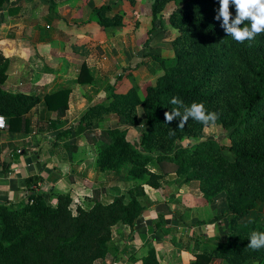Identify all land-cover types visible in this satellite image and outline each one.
<instances>
[{
    "label": "trees",
    "instance_id": "16d2710c",
    "mask_svg": "<svg viewBox=\"0 0 264 264\" xmlns=\"http://www.w3.org/2000/svg\"><path fill=\"white\" fill-rule=\"evenodd\" d=\"M5 1L0 0V6ZM169 2L174 7L168 21L177 35L170 43L173 55L159 58L161 73L142 87L132 68H125L106 100L91 106L81 119L83 134L90 142H98L97 169L126 168L135 184L112 201L96 200L88 209L73 210L66 192L58 194L55 204L37 190H31L26 202H0V264H97L111 249L114 226L128 225L133 234L143 210L139 201L143 184L158 187L160 178L170 172L182 182L197 180L205 203L222 198L226 206L221 213L228 214L225 236L214 237L217 245L203 248L189 264H212L215 258L230 264H264V248L248 247L252 232H264V215L257 213L242 221L257 203L264 204V34L244 43L228 36L221 21L214 19L219 0H152V23L162 17L160 12ZM115 4L95 9L101 27L122 24L119 12L106 16ZM230 12L234 18V6ZM7 65L0 54V114L10 131L27 132L26 113L41 96L6 89ZM88 70L82 63L79 82L84 81L81 72ZM123 78L126 83L130 80L124 91H117ZM65 95V90H58L45 95V100L50 108L51 99ZM173 97L185 107L203 103L207 111L217 113L214 124L228 132L230 144L204 138V127L212 123L189 119L182 128L177 127L179 118L166 123L164 113L178 107L171 103ZM138 106L144 114V129L136 144L126 134L138 122ZM65 107L66 103L54 109ZM108 114L127 127L92 126ZM183 139L189 142L180 144ZM226 148L232 157L223 153ZM149 164L157 172H151ZM142 264H157L152 247Z\"/></svg>",
    "mask_w": 264,
    "mask_h": 264
},
{
    "label": "crops",
    "instance_id": "0c3cea01",
    "mask_svg": "<svg viewBox=\"0 0 264 264\" xmlns=\"http://www.w3.org/2000/svg\"><path fill=\"white\" fill-rule=\"evenodd\" d=\"M101 5L95 0H6L0 6V54L8 62L4 87L41 96L26 113L27 132L7 127L0 133V202H26L31 190H37L55 204L58 194L66 192L73 210L88 209L96 200L112 201L135 184L126 168L99 171L98 142H90L82 131L84 113L106 100L126 66L113 42L122 39L126 45L125 33L117 37L123 21L120 28L101 27L95 11ZM111 10L106 16H112ZM82 63L89 70L81 72L84 81L79 82ZM126 84L121 81L117 91H124ZM58 90H65L66 95L51 99L53 107L49 108L45 95ZM64 103V110L55 111ZM139 107L138 122L126 134L136 144L144 129ZM92 126L127 127L113 114ZM148 168L157 172L151 164ZM180 179L170 172L160 178L158 187L143 184L144 194L139 197L143 210L133 234L128 225L114 226L111 249L97 264H142L149 246L157 264H189L203 248L215 246L214 237L222 236L228 224L221 213L225 209L222 199L205 203L197 180Z\"/></svg>",
    "mask_w": 264,
    "mask_h": 264
},
{
    "label": "rangeland",
    "instance_id": "374dc122",
    "mask_svg": "<svg viewBox=\"0 0 264 264\" xmlns=\"http://www.w3.org/2000/svg\"><path fill=\"white\" fill-rule=\"evenodd\" d=\"M99 5L111 4L115 8H112L114 13L118 18H122L124 28H120L119 25L115 27L120 28L121 34L117 37H122L126 35V45L122 39H113L114 45L117 49L121 50L123 59L121 62L126 65L124 68H132V74L135 76L137 83L142 87L148 83H153L157 74L161 73L162 68L160 65H163L160 62L159 58H166L173 55V50L171 48V41L177 35L176 29L173 28L168 21V15L174 7L172 2L167 3L164 8L161 10L160 14L162 17L155 18L154 22H151V2L152 0H135L130 2L129 0H95ZM112 11V10H111ZM118 20V19H117ZM114 27V28H115ZM120 43V44H116ZM130 47H129V46ZM124 46V47H123ZM126 47H128L126 49ZM118 61V60H117ZM116 62V61H115ZM122 67V66H121ZM118 69V67H115ZM124 80V78H123ZM130 79H127V84ZM135 81V80H134ZM126 84V85H127ZM139 107V106H138ZM140 108V107H139ZM139 113H142L141 108ZM204 138H211L217 140L220 144L228 145L230 144V139L228 132L222 129L217 124H210L204 127L203 130ZM180 144H186L184 139ZM223 153L229 157L233 156V153L227 148L224 149ZM149 166V165H148ZM192 181V180H191ZM196 184L195 182L192 185ZM193 187V186H191ZM195 188V187H193ZM199 188V185H198ZM200 190V189H199ZM199 193V191L197 190ZM201 192V191H200ZM222 196V195H220ZM222 199V198H221ZM218 200L219 210L221 209L220 200ZM223 205L225 202L223 201ZM222 205V206H223ZM222 210V209H221ZM257 213L264 215V204L257 203L255 209L249 212L242 221H248L254 217ZM226 215L228 223V214ZM228 225V224H227ZM225 230L223 237L225 236ZM220 234V233H218ZM217 245V241L216 244ZM215 264H230L225 259L220 258V260H215ZM253 264H257L254 262Z\"/></svg>",
    "mask_w": 264,
    "mask_h": 264
},
{
    "label": "clouds",
    "instance_id": "9594fccd",
    "mask_svg": "<svg viewBox=\"0 0 264 264\" xmlns=\"http://www.w3.org/2000/svg\"><path fill=\"white\" fill-rule=\"evenodd\" d=\"M230 6L236 9L234 18ZM214 19L221 21L225 33L236 42L252 41L258 35L264 34V0H219V8ZM245 22L250 26H245ZM171 103L178 107L164 113L165 122L170 123L175 118H179L177 125L179 128L184 127L189 119L208 125L214 124L219 118L217 113L207 111L203 103H192L189 107H185L177 97H173ZM181 108L183 112L180 111ZM3 126V117H0V127ZM248 247L253 250L264 248V232H252Z\"/></svg>",
    "mask_w": 264,
    "mask_h": 264
},
{
    "label": "built area",
    "instance_id": "2783aa9c",
    "mask_svg": "<svg viewBox=\"0 0 264 264\" xmlns=\"http://www.w3.org/2000/svg\"><path fill=\"white\" fill-rule=\"evenodd\" d=\"M0 117H3V124H4L3 127H0V133H1L3 130L7 128V122H6V118L2 114H0ZM38 185L39 184L37 183L36 186L38 187Z\"/></svg>",
    "mask_w": 264,
    "mask_h": 264
}]
</instances>
